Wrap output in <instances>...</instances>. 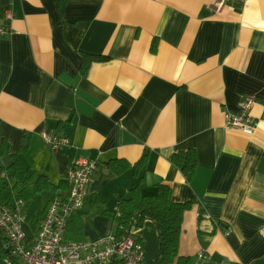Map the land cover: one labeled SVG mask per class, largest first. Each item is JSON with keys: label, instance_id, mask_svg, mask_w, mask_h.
Masks as SVG:
<instances>
[{"label": "crops", "instance_id": "obj_1", "mask_svg": "<svg viewBox=\"0 0 264 264\" xmlns=\"http://www.w3.org/2000/svg\"><path fill=\"white\" fill-rule=\"evenodd\" d=\"M215 1L65 0L60 11L58 0H0V26L9 25L0 37V143L11 153L27 144L37 173L65 183L40 194L31 220L25 203L29 237L49 202L68 193L67 167L87 158L98 169L68 219L67 241L114 236L109 213L119 197L134 187L154 194L164 183L175 201H194L179 245L188 264H264V0H234L214 13ZM83 53L98 57L84 74ZM247 95L256 97L253 133L224 118ZM50 130L71 144L51 148L42 136ZM190 148L198 166L187 182L171 159ZM145 150L143 180L107 166L136 163ZM132 234L149 264L160 247L158 224L147 217Z\"/></svg>", "mask_w": 264, "mask_h": 264}, {"label": "built area", "instance_id": "obj_2", "mask_svg": "<svg viewBox=\"0 0 264 264\" xmlns=\"http://www.w3.org/2000/svg\"><path fill=\"white\" fill-rule=\"evenodd\" d=\"M234 0H216L212 12H220ZM6 19H12L11 11L5 12ZM9 33V25L0 26V37ZM256 97L247 95L238 102L236 112L224 113L227 127L253 133L258 121L252 115ZM44 141L58 150L70 145V138L60 130L43 131ZM0 163V167H1ZM98 169L96 160L78 158L66 169L64 181L68 193L51 200L43 220L33 237L24 230L26 215L25 202L14 199L10 205L0 206V230L3 231L7 246L18 264H144L143 246L132 234L120 240L114 236L98 240L67 241L64 237L69 217L79 210L88 196V185ZM5 176V172H2ZM228 234L229 231H226ZM264 237V226L261 228ZM204 256V254H200ZM6 259L7 264H15Z\"/></svg>", "mask_w": 264, "mask_h": 264}, {"label": "trees", "instance_id": "obj_3", "mask_svg": "<svg viewBox=\"0 0 264 264\" xmlns=\"http://www.w3.org/2000/svg\"><path fill=\"white\" fill-rule=\"evenodd\" d=\"M65 0H58L60 11ZM156 43L152 50H155ZM98 57L83 53L82 73L89 68L91 62ZM9 155L11 162L0 167V206L10 205L14 199H22L25 203L30 202L42 194L44 191L57 190L65 187V183L54 184L46 175L38 174L33 167V161L28 152L27 144H22L15 153L10 152V145L2 139L0 143V156ZM26 158L27 164L23 157ZM148 157V150H145L140 160L130 163L123 159H113L107 166L117 174H121L129 169H133L134 174L144 179L141 172ZM172 162L183 172L187 182H191L198 166V157L195 149L175 152L172 155ZM5 172V176H2ZM194 201H175L172 197V189L169 185L159 183L156 192L150 195L141 193L139 187L130 190V196H120L116 209L109 214L115 220L114 237L116 240L122 239L126 234L132 233L133 227L142 226L147 217L153 218L160 230V247L158 254L149 264H188L189 259L180 255V236L183 229L184 213L190 209ZM82 226L75 229L76 235H81ZM81 239V238H79ZM6 259L16 262L11 254L7 239L0 230V264H7Z\"/></svg>", "mask_w": 264, "mask_h": 264}, {"label": "rangeland", "instance_id": "obj_4", "mask_svg": "<svg viewBox=\"0 0 264 264\" xmlns=\"http://www.w3.org/2000/svg\"><path fill=\"white\" fill-rule=\"evenodd\" d=\"M8 162V160H6ZM44 196L40 195L36 199L32 200L27 208L28 219L31 220L36 215L43 203ZM27 205V204H26ZM31 218V219H30ZM30 225V222H28Z\"/></svg>", "mask_w": 264, "mask_h": 264}]
</instances>
